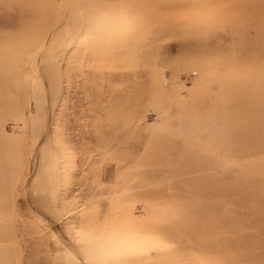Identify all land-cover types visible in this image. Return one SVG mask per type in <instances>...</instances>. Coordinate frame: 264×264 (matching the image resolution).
Returning a JSON list of instances; mask_svg holds the SVG:
<instances>
[{
	"label": "rangeland",
	"instance_id": "obj_1",
	"mask_svg": "<svg viewBox=\"0 0 264 264\" xmlns=\"http://www.w3.org/2000/svg\"><path fill=\"white\" fill-rule=\"evenodd\" d=\"M264 0H0V264H264Z\"/></svg>",
	"mask_w": 264,
	"mask_h": 264
},
{
	"label": "bare ground",
	"instance_id": "obj_2",
	"mask_svg": "<svg viewBox=\"0 0 264 264\" xmlns=\"http://www.w3.org/2000/svg\"><path fill=\"white\" fill-rule=\"evenodd\" d=\"M264 33V32H263Z\"/></svg>",
	"mask_w": 264,
	"mask_h": 264
}]
</instances>
